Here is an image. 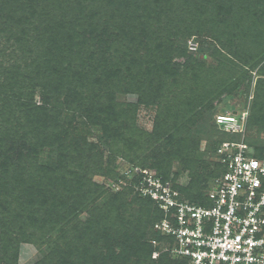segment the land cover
Segmentation results:
<instances>
[{
	"label": "trees",
	"instance_id": "16d2710c",
	"mask_svg": "<svg viewBox=\"0 0 264 264\" xmlns=\"http://www.w3.org/2000/svg\"><path fill=\"white\" fill-rule=\"evenodd\" d=\"M239 8L248 11L247 24L237 18ZM263 21L264 0H0V34L15 41L12 51L0 49V264H19L24 243L39 251L32 264H188L168 251L153 257L159 247L152 240H167L155 228L164 214L135 191L134 168L154 170L183 198L210 205L211 181L226 169L217 160L216 171H207L193 131L203 132L213 117L214 153L221 142L240 140L220 128L216 114L223 101L239 97L256 68L245 140L264 160V141L251 136L264 133ZM192 36L202 43L198 56L187 49ZM244 38L248 45L240 50ZM207 55L217 58L216 67L207 65ZM6 56L15 64L6 65ZM75 59L82 74L71 73ZM190 69L207 90L182 127L168 93ZM232 69L242 73L225 83L221 75ZM91 78L85 101L79 88ZM118 92L132 99L120 103ZM140 105L158 107L152 131L133 129ZM76 131H95L99 142ZM119 156L132 163L125 179ZM176 159L181 166L171 177ZM96 172L113 175L108 188L92 180ZM185 172L190 180L179 186Z\"/></svg>",
	"mask_w": 264,
	"mask_h": 264
},
{
	"label": "built area",
	"instance_id": "2783aa9c",
	"mask_svg": "<svg viewBox=\"0 0 264 264\" xmlns=\"http://www.w3.org/2000/svg\"><path fill=\"white\" fill-rule=\"evenodd\" d=\"M247 118V109L216 114L220 128L241 139L223 141L216 150L226 170L208 193L210 205L183 198L154 170L134 168L136 191L156 201L164 214L155 228L167 240H152L159 247L154 258L168 251L188 264H264V160L245 140Z\"/></svg>",
	"mask_w": 264,
	"mask_h": 264
},
{
	"label": "rangeland",
	"instance_id": "374dc122",
	"mask_svg": "<svg viewBox=\"0 0 264 264\" xmlns=\"http://www.w3.org/2000/svg\"><path fill=\"white\" fill-rule=\"evenodd\" d=\"M239 6L241 7V5H239ZM239 9H242V10H239V14L237 15V18L242 21V22H240L241 24H243V23L247 24V23H245L244 14H246V13L248 14V11L243 10V8H239ZM249 11H253V10H249ZM235 20L238 22L237 19H235ZM247 20H248V18H247ZM258 24L260 25V22ZM261 24L264 26V21L261 22ZM8 36H9V34H7L5 32H2L0 34V49L6 48L7 53L12 51L11 48H13L15 46V44H14L15 41L13 39L9 40ZM246 41H247L246 38H244L240 41V43H241V46H240L241 49L240 50H242V47H244L245 45H248V43ZM186 45H187L188 51L191 54L196 55V56L201 54L200 48L202 46V43L200 42V40H198V38L196 36H192L191 38L187 39ZM8 57L10 58V56H8ZM177 59L181 60L179 58H176V60ZM216 59L217 58L215 56L213 57L212 55L211 56L207 55V59H206L207 65L212 66V67H216L218 64ZM19 60H21V59H19ZM5 61H6V63H5L6 65H10L12 63L15 64V58L13 60H8L7 56H6ZM75 62L77 65L75 66L73 71H71V73L72 74H82L83 68L80 64V59H75ZM192 73L193 72L191 69L188 73H184L183 76L179 78L178 84L176 86L172 87L171 93H168V101L170 100L169 103H171V104L174 103L175 105H178L179 106L178 107L179 112H182L181 116H180L181 118L177 120V125H180L182 127H185L187 125V123H190V122H187V119H188V116H190L192 119V113L193 112L189 113V111H192V107H193V111H195L197 109L196 106L199 103L198 98H197L198 95L203 94L204 92L206 93L205 90H207V87L205 88V86H203L204 81L202 79L198 81L199 82L198 85L195 83V81H193L194 78L192 76ZM241 73H242L241 70L232 69L230 72H228V74L221 75V78L225 83H231L232 80H236L237 78H239ZM0 76H1V74H0ZM205 77H206V81L212 80V78L208 77V75H205ZM258 78H259L258 69L257 68L253 69V71H251V77L250 78L248 77L247 79L244 80V82L242 84H240L239 90H237V92H239L238 93L239 97H236L233 99V101L234 102L236 101V103H233V101H232V103L228 105L225 101H223L218 106V110H217L218 113H227L228 111L239 112V110L241 112V111L247 109L248 115H249L250 107H252V101L256 99V93H257L256 92V82H257ZM88 82L89 83H88L87 87L80 86V88H79V92L81 93V97H83L85 101L88 100V97H90L92 95V93L90 92V84L92 83V78ZM247 84H248V86H247ZM211 85L212 84L209 83L208 86H211ZM115 90H117V89L115 88ZM99 92H100V90H99ZM211 96H209V97L212 98ZM177 97H179V99H177ZM117 98H118L120 103H123V102H129L130 99H132V96H128V95H126V93H119L118 92ZM37 99L40 100L39 98H37ZM246 99H247L248 104H247V106H244L243 102H245ZM216 100H215V102H217ZM181 102H184V104L182 105ZM186 102L192 104L193 106L188 107ZM181 109H182V111H181ZM157 112H158L157 105H151V106L140 105L139 109L137 111L136 117H135L136 121H135L133 129H135L136 127L137 128L139 127V128L145 129L147 131H152L153 127H154V120H155V116H156ZM198 120H201V119H198ZM202 121L203 120H201L199 122H202ZM208 122L209 123L206 125L207 127L204 129L203 132L196 133L193 131V134H197L198 136L196 139H192V141H194L193 143H195L197 140H200L199 142L201 145V150H203L205 152L204 158L210 162V166H209L207 171H214L215 172L216 171L215 170L216 161L218 160V158H217V154L214 153V150L212 149L213 136L211 134V126L213 123V117H211ZM253 122H255V120H253ZM76 123H80V122H76ZM78 127H81V126L78 125ZM77 131H78V128H77ZM77 131H76L77 138H79L81 135H87L86 133H83L80 131L77 132ZM258 133L255 130L251 131V136H254V138L258 137L260 139V141H264V133H260V132H258ZM99 136H100L99 133L93 131L92 134L87 135V139L91 143L99 142V138H98ZM104 148H106V147H104ZM251 150H252L253 154L256 153L255 147L252 144H251ZM107 151H108V148H107ZM136 152L138 153V151H136ZM144 152H142L143 155H144ZM130 155H132V156L135 155V152H132ZM115 162L117 163V166L119 167V170L121 172V175L119 176V178H123L124 176L121 177L122 174H124L123 172H125L127 170V168L132 165V163L128 159L121 157V156H119ZM180 166H181L180 160H178V159H176L172 163L171 177H174L176 175V172L180 169ZM112 176H113L112 174L109 175V174H101L99 172H96L93 174L92 180H94V182H96L100 185L106 186L105 188H108L107 185H108V182L112 181ZM219 177L220 176L212 179V181H211L212 186H214L216 184ZM123 179H125V178H123ZM189 180H190V178L188 176V172H185L177 179V184L179 186H184V185L188 184ZM125 182L127 183L126 185L125 184H119V183L116 184V187L113 191L123 190L125 188V186H128V184H129V182H127V181H125ZM128 196H130V197L133 196V193L132 194L129 193ZM88 215L89 214L85 211L81 214L80 217L82 219H86L88 217ZM38 257H39V251H38L37 247L31 243H24L21 247V256H20L19 264H32L35 260H37Z\"/></svg>",
	"mask_w": 264,
	"mask_h": 264
}]
</instances>
